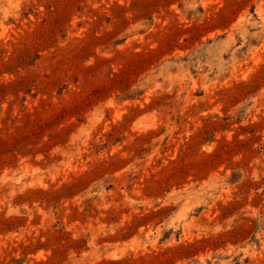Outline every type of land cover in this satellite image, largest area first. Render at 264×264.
<instances>
[{"label":"rangeland","instance_id":"374dc122","mask_svg":"<svg viewBox=\"0 0 264 264\" xmlns=\"http://www.w3.org/2000/svg\"><path fill=\"white\" fill-rule=\"evenodd\" d=\"M0 264H264V0H0Z\"/></svg>","mask_w":264,"mask_h":264}]
</instances>
